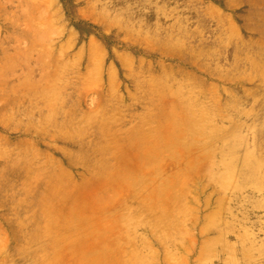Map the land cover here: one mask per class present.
<instances>
[{"label": "rangeland", "instance_id": "1", "mask_svg": "<svg viewBox=\"0 0 264 264\" xmlns=\"http://www.w3.org/2000/svg\"><path fill=\"white\" fill-rule=\"evenodd\" d=\"M0 264H264V0H0Z\"/></svg>", "mask_w": 264, "mask_h": 264}, {"label": "crops", "instance_id": "2", "mask_svg": "<svg viewBox=\"0 0 264 264\" xmlns=\"http://www.w3.org/2000/svg\"><path fill=\"white\" fill-rule=\"evenodd\" d=\"M113 191V189L111 190V192ZM105 201H102L101 199H96V198H94V202H93V207H94V209H92V212L95 214V216L97 215L96 214V212H98L99 211V207L100 206H102L103 205V203H104ZM90 209V211H91V208H89ZM60 235V238L59 239H63V236L61 235V234H59ZM71 240V239H70ZM75 241H73V242H71L70 243V241L67 239L66 240V242L64 243V244H62V248H63V250L66 252L71 246H72V252L73 253H70V254H72V255H74L75 254V252H77V253H80V255H79V257L84 261V262H86V260H87V258H85V256L87 255V253L85 252V248L84 247H82L81 246V244H79L78 242L79 241H76L75 243H74ZM81 243V242H80ZM83 243V242H82ZM75 249H78V250H75ZM74 250H75V252H74ZM58 252H60V251H57L56 253H55V255L57 256L58 255ZM67 253V252H66ZM63 253H59V255H62Z\"/></svg>", "mask_w": 264, "mask_h": 264}, {"label": "bare ground", "instance_id": "3", "mask_svg": "<svg viewBox=\"0 0 264 264\" xmlns=\"http://www.w3.org/2000/svg\"><path fill=\"white\" fill-rule=\"evenodd\" d=\"M47 1H48V0H47ZM48 30H49V29H48ZM44 34H45V33H44ZM44 34H43V35H44ZM228 165H229V164H228ZM228 165H227V167H228ZM230 165H231V164H230ZM229 169H231V168L228 167V170H229ZM230 171H231V170H230ZM230 171H229V172H230ZM229 172H227V173H229ZM230 173H231V172H230ZM230 173H229V174H230ZM232 174H233V173H232ZM228 177H229V175H228ZM223 178H224V177H223ZM225 179H226V178H225ZM231 181H232V180H231ZM226 183H228V182H226Z\"/></svg>", "mask_w": 264, "mask_h": 264}]
</instances>
